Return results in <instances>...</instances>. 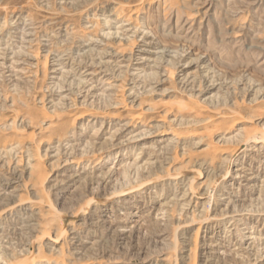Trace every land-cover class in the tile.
Here are the masks:
<instances>
[{
    "label": "rangeland",
    "instance_id": "1",
    "mask_svg": "<svg viewBox=\"0 0 264 264\" xmlns=\"http://www.w3.org/2000/svg\"><path fill=\"white\" fill-rule=\"evenodd\" d=\"M0 264H264V0H0Z\"/></svg>",
    "mask_w": 264,
    "mask_h": 264
},
{
    "label": "bare ground",
    "instance_id": "2",
    "mask_svg": "<svg viewBox=\"0 0 264 264\" xmlns=\"http://www.w3.org/2000/svg\"><path fill=\"white\" fill-rule=\"evenodd\" d=\"M179 104H180V103H179ZM180 105H181V104H180ZM180 107H181V106H180ZM184 107H185V106H184ZM184 107H183L182 109H185ZM186 110H187V109H186ZM192 112H194V111L192 110Z\"/></svg>",
    "mask_w": 264,
    "mask_h": 264
}]
</instances>
